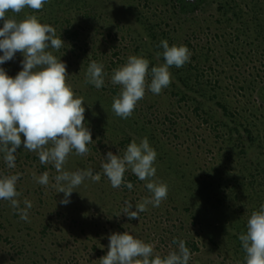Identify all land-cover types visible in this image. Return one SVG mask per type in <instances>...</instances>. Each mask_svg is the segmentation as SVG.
I'll return each instance as SVG.
<instances>
[{
  "label": "rangeland",
  "instance_id": "374dc122",
  "mask_svg": "<svg viewBox=\"0 0 264 264\" xmlns=\"http://www.w3.org/2000/svg\"><path fill=\"white\" fill-rule=\"evenodd\" d=\"M185 2L200 4L201 8L194 15H188L180 12V7L170 0H135L137 11L134 9L135 13L130 14L120 3L107 0L103 19L97 18L94 23L90 19L82 20L81 13L74 8L68 18L72 20L69 29L80 30L75 41H68L65 28H59L53 19L42 18L39 11L31 14L41 23L55 27L57 36L64 41L59 51H50L66 63L67 83L77 96L84 97V123L92 134L93 142L87 146L90 152L78 156L73 151L64 169L71 172L92 168L94 173L101 174V179L99 182L86 179L74 189L70 203L61 204L64 193H57L52 179L58 173L52 165L41 164L37 153L24 149L21 134L16 167L8 168L0 153V175L20 173L16 189L21 195L17 199L21 208L25 199L33 206L28 210L29 221L25 222L9 201L0 200V264H100V258L108 251L109 235L125 231L153 244L155 253L161 256L177 250L174 238L184 240L192 254L189 264H246L239 236L246 234L252 209L264 204V157L262 166L250 162L253 155L259 156L256 151L246 152L244 156L240 153L236 158V153L246 149L247 143L243 139L241 147L230 146L225 123L229 126L241 122L243 128H248L264 142V103L260 106L252 88L247 89L251 90L246 92L247 97L236 96V87L243 79H253V71L264 75V48H261L263 52L253 51L257 43L249 41V35L254 33L252 23L251 30L243 36L238 32L241 20L232 24L226 21L235 20L236 11H248L250 15L255 4L264 8V0ZM58 9L54 11L60 14ZM25 13L12 16L9 11L6 15L21 21L29 16ZM138 16L142 21L137 20ZM251 17L254 18L252 12L248 19ZM3 23L0 20V28ZM148 25L155 26L160 36L162 33L169 36L166 38L169 46L191 45L193 49H188L192 55L183 67L170 68L172 82L167 88L158 95L146 89L132 116L122 119L111 107L113 97L121 90L119 85L111 83L113 70L124 65L131 55H143L154 66L164 63L162 55L150 58L148 53L135 49V39H148L145 29ZM237 35L241 38L239 41ZM200 52L208 54L205 55L208 70L203 60L200 65L192 60L193 55L204 59ZM23 58L17 52L14 59L0 67L14 78L22 70ZM93 60L103 63L107 73L100 89L84 83ZM111 61L116 63L110 65ZM151 78L149 73L148 83ZM184 78L189 80L190 86L196 85L193 92L182 86L180 79ZM181 90L187 95L184 101H180L181 95H176ZM221 106L227 107V113ZM235 114L240 116L236 118ZM242 127L240 133L244 132ZM144 137L150 138L149 144L157 152L155 164L168 173L165 180H170L171 175L174 189L169 184L167 199L159 207L148 205L139 219L129 220L122 213L124 202L130 201L131 210L135 211L136 204L151 196L146 182L129 170L125 173L126 179L134 176L136 181L132 190L123 185L113 188L100 165L108 151L122 156L134 139L139 143ZM229 154L236 158L238 175L244 174L237 178L240 185L235 188L234 183L219 187L217 177H213V174L226 172L230 166ZM45 171L50 178L47 186L33 179V173L39 177ZM194 179L201 183L204 199L198 197L200 190L194 186Z\"/></svg>",
  "mask_w": 264,
  "mask_h": 264
},
{
  "label": "clouds",
  "instance_id": "9594fccd",
  "mask_svg": "<svg viewBox=\"0 0 264 264\" xmlns=\"http://www.w3.org/2000/svg\"><path fill=\"white\" fill-rule=\"evenodd\" d=\"M48 0H0V65L14 59L17 52L23 55L22 70L13 78L0 67V153L8 168L16 167V153L21 146V134L24 136V149L35 152L41 164L52 165L58 173L52 179L57 193H64L61 204L70 203L74 189L81 186L86 179L99 182L100 173L92 168L66 171L64 165L73 151L78 156L90 152L87 147L93 142L92 134L86 127L85 104L83 96H77L72 85L67 83V66L53 54L64 46V41L57 36L55 27L41 23L37 16L29 15L21 21L9 18L6 13H20L30 8L39 11ZM50 42V43H49ZM164 63L149 68L150 61L143 55H131L127 62L113 70L111 83L120 86L118 96L113 97L112 111L117 117L128 119L132 116L137 104L145 96L146 89L153 94H160L172 82L171 67L181 68L190 62L191 51L184 45L169 46L167 40L160 41ZM151 74V82L147 77ZM103 63L93 60L85 74V84L100 89L105 84ZM102 106V105H101ZM119 153V149H118ZM157 152L150 146L148 138L139 143L134 139L123 155L108 151L101 168L113 188L122 185L132 190L125 173L129 170L145 181L151 193L142 202L135 205L125 201L123 214L129 219H139L147 206L159 207L167 199V183L154 179ZM20 173L0 175V200H7L22 220L29 221L28 210L32 202L25 199L21 208L17 199L21 195L16 185ZM33 179L40 185L49 184V173L43 172L39 177L33 173ZM246 234L239 236L245 252L246 264H264V204L251 213L247 221ZM107 254L100 258V264H189L191 251L184 240H176L177 250L161 256L154 251V245L145 243L125 231L112 233L108 237Z\"/></svg>",
  "mask_w": 264,
  "mask_h": 264
},
{
  "label": "trees",
  "instance_id": "16d2710c",
  "mask_svg": "<svg viewBox=\"0 0 264 264\" xmlns=\"http://www.w3.org/2000/svg\"><path fill=\"white\" fill-rule=\"evenodd\" d=\"M109 1H112V0H109ZM170 1L175 2L180 7V12H182L183 14L194 15L196 13V11L201 8L200 4L187 3V2H185V0H170ZM106 2H107V0H52V2H50L48 0V2L45 3L43 8L41 10H39V12L42 13V16H41L42 18L53 19L55 22V25H59L58 26L59 28L61 26L62 29L65 28L64 33H65L66 39L68 41H75V40H77V38L80 35L79 34L80 30H78V29L76 30L74 28L69 29V27L72 25V20H70L68 18L69 12H71V10L76 8L81 13V14L80 13L79 14L81 15L82 20L90 19V22L94 23L95 19H97V18L103 19V17H104L103 9H105V10L107 9ZM122 2H123V4H122ZM134 2H135V0H115L116 4L120 3L119 5H122L121 7H123L124 10L126 9L127 12H129L130 14L135 13L134 9H136V11H137V7L134 6ZM236 5H238V4H236ZM259 5L260 4H255L250 9V15L252 12L253 16H254V18L251 17L250 20L248 19V16H250L249 12L248 11L244 12L243 10H240L239 12L236 11L235 20L233 18H229V20L226 21V23L232 24L233 21L235 23H237L236 21L241 20V29H239L238 32H239V34L241 33L240 35H243V36L247 35V33L251 30L250 24L251 23L253 24L252 27L254 29L253 30L254 33L251 36L249 35V41L252 42L251 44L257 43L256 45H254V48H255V50H253L254 53L263 52L261 48H264V8L258 7ZM60 6H63V8H61ZM247 6H248V4H247ZM58 8H61V9H58ZM55 9H58V11H60V14H58L57 10L54 11ZM25 11H26V13H25ZM36 12H37L36 10H33V9L26 7L20 13H13L12 12L13 14H11V15L12 16H16V15L22 16L25 13V16H26L28 13H29L28 15H31L32 13H36ZM49 15H50V17H48ZM245 16H247V17H245ZM137 20L142 21V18L138 16ZM145 29L149 33L147 36L148 39L147 40L135 39L134 45H135V49L137 52L142 53V54L148 53L147 55L150 58H152V57L156 56L155 55L156 53H158V52L162 53V51H163V50H161L162 47L159 46L160 41L166 40V38H168L169 36L167 37V35L164 33H162V36L157 34V32L155 30L156 29L155 26L149 27V25H148V28L145 27ZM254 34H256V35L254 36ZM236 39L239 41L241 38H239V35H237ZM187 47L191 50L193 49L191 47V45H189V44H187ZM202 48H205V46H203ZM200 54L204 55L205 60L197 58V56H194V55L192 56V60L196 61L197 65H200L201 61L203 60L204 67L207 68L208 65L206 64L205 61L208 59H206L207 57L205 55H208V54H204V52L203 53L200 52ZM97 61H100V58H98ZM115 63L116 62L111 61L110 65H113ZM110 65H109V69H110ZM189 66H191V64H189ZM151 67H154L153 63H150L149 68H151ZM191 67H193V66H191ZM193 68L197 69L196 66H194ZM190 69H192V68H190ZM207 70H208V68H207ZM251 76L253 77V79L252 78L249 80L243 79V82L240 84V86L238 85L236 87V90H237L236 96L242 95V97H247L246 92L251 91V90H247V89L252 88V89H254L255 98H256L257 102L260 103V106H261L264 103V75L260 74L259 71H257V72L253 71L251 73ZM180 81H182V86L185 87L186 90H188V91L190 90V92H193L192 90L194 88H196V85L193 87L190 86V84H188L189 80H187L185 78L180 79ZM195 83H196V81H195ZM244 84H247V85L245 86ZM114 92H117V90H114ZM185 93L186 92L182 93V90H181V91H179L178 94H176L177 96L181 95L180 101H184L187 98V95ZM221 108H222L224 113L227 111L226 106H221ZM196 110H198V108ZM235 116H236V118H238L240 115L235 114ZM165 118H167V117H165ZM241 124L242 123L241 122L238 123V121L233 122V125H229V126L227 123H225V126L227 127V132H228V134H230L227 143L230 144V146L237 145V146L241 147L242 145H244L243 139H245V143H247V146H246L247 150L242 149L239 152H237L236 158L238 157V155L240 153L243 154V156H244L246 154V152L250 153V151H252V152L256 151V152H258L257 155H259V156L254 157V155H253L250 158V162L256 163L258 166H262L261 160H262V157H264V142L261 139V137L255 136L251 130H249L248 128H243ZM217 125H218V127L221 126V124H217ZM240 127L243 128V130H244L243 133H240V130H239ZM149 140H150V138H149ZM125 143L129 144V140H126ZM122 145H124V142H122ZM236 158L234 157V154H229V158L227 159V163L230 164V166H228L226 172L213 174V177H217V179L219 181V183H218L219 187H222L223 185L230 184V183H234L232 185L234 188L237 187L238 185H240V183L237 182V178H239L240 175H244V174L239 173L240 175H238L237 170H236V165H237ZM262 162H264V160H262ZM154 166L156 167V175H155L154 179L157 181H160V182L167 183L168 187L170 184L171 188L174 189V185H173L174 183L171 181V179H172L171 175H170V180L169 179L165 180V179H167L168 173L163 169V167L161 165L155 164ZM253 178L255 179V176H253ZM254 179H252V183H255ZM128 180L133 185L136 183V181L134 180V176H132V178H128ZM212 180H214V178H212ZM193 183L195 184L194 186L197 187L196 189L200 190L198 197L201 196L203 198L204 195L202 194L203 188H202V186H200L201 183H199L198 179H194ZM257 210H259L258 206H256L255 210L252 209V211H257ZM186 247H188V246L186 245Z\"/></svg>",
  "mask_w": 264,
  "mask_h": 264
}]
</instances>
